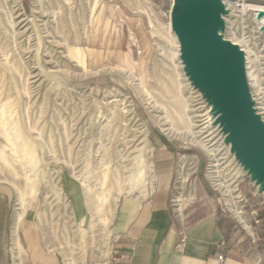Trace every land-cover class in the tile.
Returning a JSON list of instances; mask_svg holds the SVG:
<instances>
[{"label":"rangeland","instance_id":"1","mask_svg":"<svg viewBox=\"0 0 264 264\" xmlns=\"http://www.w3.org/2000/svg\"><path fill=\"white\" fill-rule=\"evenodd\" d=\"M220 1L210 33L240 49L244 95L264 127V0ZM174 3L0 0V148L7 160L0 161V206L11 233L23 213L19 230L25 223L39 229L43 246L65 264H103L117 205L152 190L163 144L175 147L167 153L177 170L171 201L187 196L193 154L223 208L244 226L232 211L240 208L249 232L264 224V170L236 146L218 86L195 72L171 26ZM17 130L32 144L34 169ZM200 140L213 144L216 156ZM141 167L146 181L132 188L128 176ZM105 173L112 191L101 197L114 204L106 220L87 206L88 195L103 191ZM115 179L120 188L111 186Z\"/></svg>","mask_w":264,"mask_h":264},{"label":"crops","instance_id":"2","mask_svg":"<svg viewBox=\"0 0 264 264\" xmlns=\"http://www.w3.org/2000/svg\"><path fill=\"white\" fill-rule=\"evenodd\" d=\"M173 149L159 145L149 193L120 199L111 223L109 264H264V224L249 232L223 208L193 154L187 157L194 170L183 180L186 218L176 216L171 196L177 170L167 154ZM263 214L261 207L259 216ZM8 222L0 206V264H65L43 246L39 229L25 223L19 230L17 221L11 233ZM85 264L98 262L88 258Z\"/></svg>","mask_w":264,"mask_h":264},{"label":"water","instance_id":"3","mask_svg":"<svg viewBox=\"0 0 264 264\" xmlns=\"http://www.w3.org/2000/svg\"><path fill=\"white\" fill-rule=\"evenodd\" d=\"M214 5V0H176L173 11L175 31L186 50L188 58L189 52L195 63L199 64L205 71L218 75L222 80V89H220L217 81L202 78L209 82H215L218 86L219 107L222 109L223 118L227 120L229 127L232 128V131L235 128L240 130L244 137L249 140V143L260 147L264 151V141L249 119L251 111L244 95V61L242 53L238 47L210 33L213 30L214 22L219 18V12L215 15L212 29L208 30L212 36L204 31V23L209 20ZM193 61H191L192 64ZM193 66L195 70V65ZM195 72L200 74L197 70ZM200 76L202 77L201 74ZM242 98L247 103V109ZM222 101L224 106H222ZM224 110L229 113L233 124H230L228 119L225 118ZM255 120L259 122L256 118ZM232 135L236 142L234 132ZM236 146L248 153L242 146L237 144ZM248 155L252 157L249 153ZM253 160L261 166L257 159L253 158ZM261 167L264 170V167Z\"/></svg>","mask_w":264,"mask_h":264},{"label":"bare ground","instance_id":"4","mask_svg":"<svg viewBox=\"0 0 264 264\" xmlns=\"http://www.w3.org/2000/svg\"><path fill=\"white\" fill-rule=\"evenodd\" d=\"M215 1V5L213 7V9L211 10V16L209 18V20L207 22L204 23V31L208 34V35H211L208 30L212 29V24H213V21H214V18H215V15L217 12H220L222 9H221V1L220 0H214ZM175 5H176V0H175V3L173 5V9H172V17H171V26H172V29L173 31L175 32L177 38L179 39V36L178 34L176 33L175 31V28H174V23H173V11H174V8H175ZM258 12L259 13H264V8H259L258 9ZM221 16V14H220ZM221 18V17H220ZM217 19V18H216ZM212 36V35H211ZM232 44V43H231ZM233 45V44H232ZM236 46V45H234ZM237 47V46H236ZM240 50V49H239ZM189 54V58L191 59V61H193L190 53L188 52ZM76 55L79 56V58H81V54L80 52L78 51L76 53ZM82 61V60H81ZM193 65H195V70H197L198 72H200V74L202 75V78L204 79H208L210 81H217L218 82V85L220 87V89H222V80L220 79V77L216 74H212L210 72H207L205 71L199 64L195 63L193 61ZM222 100V98H221ZM242 101H243V104L245 106V108L247 109L248 106H247V103L245 101L244 98H242ZM222 106H224V103L222 101ZM225 112V118L228 119L229 123L230 124H233V121L232 119L230 118V115L229 113L224 110ZM249 119H250V122L253 124L254 128L256 129V131L258 132V134L260 135V137L263 139L264 141V128L262 126L261 123L257 122L255 120V118L250 114L249 115ZM6 125L8 126V128L6 127ZM4 126H5V132H8L9 129H11L8 125V123H4ZM7 128V129H6ZM25 132V131H24ZM234 138L236 139V144L238 146H242L244 149H246L248 151V153L255 159H257L261 166L264 167V151L261 150L260 147L252 144V143H249V140H247L244 135L241 133L240 130L238 129H234ZM15 139L20 143V147H22L25 152V157L26 159L28 160V162H31V164H33V169L35 168L36 164H37V161L35 160L34 158V155L32 154L33 152V148H32V144L29 140L26 139V137L21 133L19 132L18 130L15 132ZM14 135H11L12 137ZM193 135H195L193 133ZM197 135V134H196ZM196 137V136H195ZM9 142L11 144H13V146L15 145L12 138L9 139ZM200 143H202V145L205 147V149H207L208 153H210L211 155H214L216 156V149L212 147L213 144H210V142L208 140H200ZM212 143V142H211ZM17 148V147H16ZM12 150L14 151V149L12 148ZM5 148H0V161H4L6 163V155H5ZM16 152V151H14ZM17 153V152H16ZM8 155V154H7ZM140 156V155H139ZM140 160V159H139ZM140 164V163H138ZM12 166V165H11ZM143 167L139 168L137 171L135 172H132L131 174H129L128 176V184L129 186H132V188L140 185L143 183V181L145 180V177H146V174L145 172L143 171ZM3 176H5V174H3ZM262 176V175H261ZM108 175L107 173L104 174V178H103V181H102V187H103V191L101 192V194H99L98 192L94 195V196H89L87 197V206L93 210H97L99 211V213L102 211L103 212V219L106 220L110 217L111 215V212L113 210V207H114V204L113 202H110V204H105V197H101L103 194H105L107 191H108V194H109V191H112L111 190V187L109 186V184L107 185V190L106 188L104 187L106 185V182H107V179H108ZM113 181V185L111 186H117L118 188L121 187V184H120V181L119 179H115V180H112ZM146 181V180H145ZM34 187H32V191H33V195L34 193H36V187H35V184L33 185ZM128 188V187H127ZM126 188V189H127ZM61 189V188H60ZM117 190V189H116ZM62 193V191H60ZM234 193L235 191L232 189L229 190L228 194L231 196V199L232 201H234ZM98 194V198L100 197V200H95L94 198L96 197V195ZM61 195V194H60ZM95 201V202H93ZM232 201L230 200V202L232 203ZM85 202V201H84ZM93 202V203H92ZM92 203V204H91ZM232 211L234 212V214L236 215V217L243 223V225L249 230L251 231V227L250 225L247 223L244 215H243V211L238 208V207H232ZM90 212V211H89ZM95 213V212H94ZM23 213H18V218H17V221H19L20 217L22 216ZM98 213H96V216H97ZM95 216V217H96ZM101 218V217H100ZM98 219V218H97ZM106 225V224H105ZM110 253V249L109 251H106L103 256H101V258H103L101 261L103 262V264L107 261L108 259V255ZM100 258V257H99Z\"/></svg>","mask_w":264,"mask_h":264},{"label":"built area","instance_id":"5","mask_svg":"<svg viewBox=\"0 0 264 264\" xmlns=\"http://www.w3.org/2000/svg\"><path fill=\"white\" fill-rule=\"evenodd\" d=\"M187 201V197L184 196L183 192H179L178 195L172 199L173 211L176 213L180 221H183L186 218V213L184 210L185 203ZM260 218L256 219L257 223H260ZM222 259V257H220Z\"/></svg>","mask_w":264,"mask_h":264}]
</instances>
